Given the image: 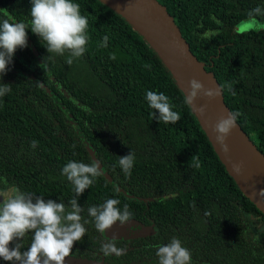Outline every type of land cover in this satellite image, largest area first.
<instances>
[{
  "label": "trees",
  "instance_id": "trees-1",
  "mask_svg": "<svg viewBox=\"0 0 264 264\" xmlns=\"http://www.w3.org/2000/svg\"><path fill=\"white\" fill-rule=\"evenodd\" d=\"M158 1L264 154V28L233 29L250 10L264 8V0ZM73 2L89 20L85 54L68 65V52L49 54L29 29L27 47L16 50L0 80L11 85L0 97V191L16 188L67 203L75 192L62 168L69 161H96L102 175L79 197L88 223L72 253L101 244L87 209L115 198L121 209L128 205L131 219L153 227L144 244L155 251L175 237L191 251L192 264H264V215L219 160L153 48L101 0ZM30 8V0H0V20L30 25ZM255 18L264 22V16ZM104 36L107 47H101ZM149 90L169 97L179 122L155 118L145 99ZM129 151L135 163L127 176L119 159ZM30 242L29 234L25 248Z\"/></svg>",
  "mask_w": 264,
  "mask_h": 264
},
{
  "label": "clouds",
  "instance_id": "clouds-1",
  "mask_svg": "<svg viewBox=\"0 0 264 264\" xmlns=\"http://www.w3.org/2000/svg\"><path fill=\"white\" fill-rule=\"evenodd\" d=\"M30 25L16 22L10 18L0 20V80L7 74L8 66L13 62V56L18 48L27 47V30H31L41 41L49 54L64 55L68 52V65L74 58L83 56L89 43V20L81 14L80 5L73 0H30ZM250 18L264 16V8L257 6L248 13ZM108 36L103 37L101 47H107ZM115 59L113 55L110 57ZM46 71L45 62L41 65ZM150 67V66H149ZM231 90V85H228ZM11 92V85L0 83V97ZM233 94H235L233 92ZM221 95V88H205L204 84L193 78L189 81V91L185 94L184 103L192 108L198 97L209 100ZM145 99L154 116L165 124H176L181 115L174 111V105L163 92H146ZM203 107L196 111L203 112ZM159 114L158 117L156 114ZM239 112H228L221 116L213 126L215 141L223 153L230 151L227 138L237 126ZM38 142L31 141L35 148ZM194 166L199 167L195 156ZM135 154L129 151L120 156L119 166L125 175L130 176L134 167ZM237 170L238 167H237ZM62 174L74 187L75 196L67 203H57L55 200H45L43 196L24 193L16 188L0 191V258L10 264H65L75 242L81 241L86 234L81 213L84 209L79 205V197L89 189L95 179L102 175L98 162L84 163L69 161L62 168ZM264 195V192L261 193ZM120 200L106 199L100 205L88 207V215L93 219L95 228L101 234L112 228L117 222L121 226L130 221L132 212L127 204L121 209ZM31 235L27 250L23 244L26 235ZM104 256L115 254L117 257L126 253L125 248L117 246L116 238L105 240L101 245ZM159 264H192L191 251L183 246L178 238L159 246L156 251Z\"/></svg>",
  "mask_w": 264,
  "mask_h": 264
},
{
  "label": "water",
  "instance_id": "water-1",
  "mask_svg": "<svg viewBox=\"0 0 264 264\" xmlns=\"http://www.w3.org/2000/svg\"><path fill=\"white\" fill-rule=\"evenodd\" d=\"M101 1L121 15L134 30L141 34L160 58L184 96L189 91V81L193 78L201 81L205 88H221L214 73L208 71L205 64L194 55L172 15L158 0ZM201 106L204 109L203 112L196 111V108ZM190 108L229 175L243 195L264 215V195L261 194L264 192V154L238 122L226 141L230 148L229 153H223L215 141L213 126L221 116H227L230 112L222 88L219 97L211 100L198 97L195 107ZM89 151L93 154L92 150ZM131 222L130 220L123 226L117 222L104 234L108 237H117V232L125 229ZM145 234L143 231L139 232L140 236Z\"/></svg>",
  "mask_w": 264,
  "mask_h": 264
},
{
  "label": "flooded vegetation",
  "instance_id": "flooded-vegetation-1",
  "mask_svg": "<svg viewBox=\"0 0 264 264\" xmlns=\"http://www.w3.org/2000/svg\"><path fill=\"white\" fill-rule=\"evenodd\" d=\"M132 222L125 228L117 232V237H108L104 233L102 235L101 244L96 246L75 247L78 253H71L69 257L82 259L91 263L98 264H159V258L156 255L155 248L144 244L149 241V236L155 233L150 225L142 224L136 220L130 219ZM151 228V230L149 229ZM145 232L140 236L139 232ZM151 231L149 234L147 232ZM116 238L117 246L126 249V253L117 257L115 254L104 256L101 252V245L105 240ZM27 250V248L22 249ZM85 250L87 252H81ZM0 264H10L0 258Z\"/></svg>",
  "mask_w": 264,
  "mask_h": 264
},
{
  "label": "rangeland",
  "instance_id": "rangeland-1",
  "mask_svg": "<svg viewBox=\"0 0 264 264\" xmlns=\"http://www.w3.org/2000/svg\"><path fill=\"white\" fill-rule=\"evenodd\" d=\"M243 28V30H241ZM264 28V22L260 21L256 18H246L243 19L241 21H239L238 23H236L233 27V29L237 32H242V31H248V30H259ZM11 188H8L4 191H8ZM65 264H98V263H91V262H87L85 260L82 259H75V258H71V257H66L65 258Z\"/></svg>",
  "mask_w": 264,
  "mask_h": 264
},
{
  "label": "snow or ice",
  "instance_id": "snow-or-ice-1",
  "mask_svg": "<svg viewBox=\"0 0 264 264\" xmlns=\"http://www.w3.org/2000/svg\"><path fill=\"white\" fill-rule=\"evenodd\" d=\"M241 30H243V28Z\"/></svg>",
  "mask_w": 264,
  "mask_h": 264
}]
</instances>
